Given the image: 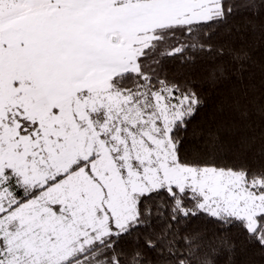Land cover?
<instances>
[{"label":"snow or ice","instance_id":"obj_1","mask_svg":"<svg viewBox=\"0 0 264 264\" xmlns=\"http://www.w3.org/2000/svg\"><path fill=\"white\" fill-rule=\"evenodd\" d=\"M0 264H264V0H0Z\"/></svg>","mask_w":264,"mask_h":264},{"label":"trees","instance_id":"obj_2","mask_svg":"<svg viewBox=\"0 0 264 264\" xmlns=\"http://www.w3.org/2000/svg\"><path fill=\"white\" fill-rule=\"evenodd\" d=\"M209 112H211V107L209 108Z\"/></svg>","mask_w":264,"mask_h":264}]
</instances>
